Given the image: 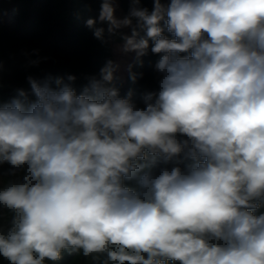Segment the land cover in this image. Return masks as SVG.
Masks as SVG:
<instances>
[{
  "label": "clouds",
  "instance_id": "clouds-1",
  "mask_svg": "<svg viewBox=\"0 0 264 264\" xmlns=\"http://www.w3.org/2000/svg\"><path fill=\"white\" fill-rule=\"evenodd\" d=\"M116 3L101 0L98 20L109 35L130 29L122 51L137 59L152 42L159 90L144 108L121 98L109 60L80 94L29 76L35 99L18 89L0 105V164L23 171L0 189V208L14 214L0 256L264 264V0H153L151 12L131 0L123 18ZM86 23L103 40L97 20ZM180 156L195 163L157 175L140 163Z\"/></svg>",
  "mask_w": 264,
  "mask_h": 264
},
{
  "label": "trees",
  "instance_id": "trees-1",
  "mask_svg": "<svg viewBox=\"0 0 264 264\" xmlns=\"http://www.w3.org/2000/svg\"><path fill=\"white\" fill-rule=\"evenodd\" d=\"M118 1L123 14L128 15L131 0ZM139 6L151 12L153 0H140ZM100 7L101 0H0V105L9 103L18 89L27 92L29 99H35L28 83L29 76L42 82L50 80L53 87L56 79H62L77 94L83 91L91 78L98 79L101 68L109 60L114 62L113 44L123 42L121 37L130 34L126 29H120L115 35H109L107 24L98 20ZM88 19L97 20L96 27L105 29L103 40L96 38L94 30L87 26ZM165 34L174 38L166 30ZM149 45L147 55L139 59L135 56L130 63L137 79L133 81L130 78L128 68L125 77L116 71L113 81L119 96L130 98L138 108L145 107L146 94L159 90L160 74L155 65L160 54L151 52V41ZM36 60L39 63H31ZM69 76H74L75 80L69 81ZM178 139L186 137L178 136ZM140 163L145 165L143 172L157 175L164 167L176 166L186 171L195 161L183 156L170 162L149 157ZM10 167L7 162L0 164V189L23 176V171H17L15 176L9 175ZM125 185L140 190L135 180H126ZM260 212H264V206L257 209L256 214ZM13 215L10 210L0 208V231H7ZM105 261L104 254L84 256L82 251L73 253L66 250L59 260H46L45 264H105ZM0 264H9V261L0 256ZM168 264L180 262L169 261Z\"/></svg>",
  "mask_w": 264,
  "mask_h": 264
},
{
  "label": "rangeland",
  "instance_id": "rangeland-1",
  "mask_svg": "<svg viewBox=\"0 0 264 264\" xmlns=\"http://www.w3.org/2000/svg\"><path fill=\"white\" fill-rule=\"evenodd\" d=\"M115 15L118 18H123L125 16L122 12V9L119 5L118 0L116 3ZM125 29L130 33V31H131L130 29H128V28H125ZM122 45H123V42L113 44L112 50H113V55H114V62H115V64L119 65L117 72L122 77H125L127 72H128L129 65H130L131 61L135 58L136 55L134 52H127L126 53V52L122 51Z\"/></svg>",
  "mask_w": 264,
  "mask_h": 264
}]
</instances>
